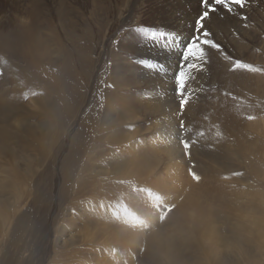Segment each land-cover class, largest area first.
I'll return each mask as SVG.
<instances>
[{
	"label": "rangeland",
	"instance_id": "obj_1",
	"mask_svg": "<svg viewBox=\"0 0 264 264\" xmlns=\"http://www.w3.org/2000/svg\"><path fill=\"white\" fill-rule=\"evenodd\" d=\"M11 1L0 3V264H99L113 241L120 255L104 264L170 260L177 191L164 189L165 154L148 140L138 152L115 145L150 135L155 97L140 78L173 55L169 150L180 146L194 191L206 189L214 225L237 217L231 203L246 194L243 220L264 226V0H199L186 44L161 40L175 0ZM150 40L159 49L138 57ZM134 153L157 167L144 184L120 174Z\"/></svg>",
	"mask_w": 264,
	"mask_h": 264
},
{
	"label": "bare ground",
	"instance_id": "obj_2",
	"mask_svg": "<svg viewBox=\"0 0 264 264\" xmlns=\"http://www.w3.org/2000/svg\"><path fill=\"white\" fill-rule=\"evenodd\" d=\"M3 1L4 0H0V3L4 6L5 2ZM175 1H176V4L174 2L175 6L172 5H170L169 7L167 6V8L163 10V13L165 14L170 13L169 14L170 18H173L174 14L177 15L178 13L177 11H181V13L177 15L178 18L172 19V21L173 20L175 21L174 23H170L171 21L167 22L169 26L165 25L166 23H163V25L165 26L164 28L165 30L163 29L165 33L162 34L161 40H167L166 38H169L172 41H177V43L179 44L184 43L185 41L186 44L188 39V36L186 37V34L190 29L189 23L193 24L192 12L194 11V16H195V14L197 13L196 10L197 7H195V5H198L199 0H182L185 2V4L184 3L180 4L182 2L181 1L179 2L178 5H177V0ZM133 2H135V0ZM214 3L215 2H213V4ZM190 6L191 7L194 6V7L191 8ZM128 10L131 11L132 8L130 7ZM2 13L5 12L3 11ZM169 17L168 20H171ZM177 20L179 21L177 22ZM152 47H158L157 44L156 45L154 44L153 40L143 43L142 45L139 46L138 49H136V52L138 53L137 56L139 57L140 55H143L142 57H147L148 54L152 55L153 52L152 49H154ZM166 58L161 57V60L157 62L151 61L152 67L150 66L151 68L148 69L147 72L145 71L146 73L143 75L142 78H140L150 84L149 85L150 87L148 88V92L153 97H155L154 100L151 101V106H153L152 107L154 108L153 112L155 113L153 117L154 123H153V127L151 128L150 135L145 137L142 134H138V136H136L137 137L136 139L135 138L128 139V141L125 144H124L125 141H121L118 145H115L116 153H120L122 151L123 146L126 147L127 144L129 145L133 143V141H136L137 143L135 146H133V150L134 151L136 150L138 152L137 150L138 147L143 143V141L148 140V142L151 145V148L155 150L156 152L155 154H160V152H163L165 154V162L163 166V172H164L163 175L166 174L165 178H163L164 189L168 194L170 193L174 194V191L175 192L177 191V207H176L177 236H175L177 237L176 239L177 244L175 243L176 240L174 241V239L173 242L167 240L166 246L169 252H166L165 255H167L170 260H165L166 262H164V264H264V226L260 228L254 217L248 220H243L242 217L243 207H247V203H248L246 200V194L243 193L245 195L244 197L240 195L238 196V203L236 202L237 204L234 201H232L233 204L231 203L232 206L230 210H232V207H234L238 209L240 212L237 217L233 215L226 216L227 220L225 222L226 223L230 222V223H228V225L224 224L225 228H220V226L214 225L212 220H209V214H208L209 212L207 213L206 211L207 206L201 204L202 202L201 199L203 198L205 200V196H208L207 193H204V190L206 191V189H203V187L200 186L197 188L198 191H194L196 188L195 186L196 182L194 181V179L191 178L192 176L189 177L190 176L189 175L190 173L188 174L189 170L187 171L186 169L183 170V168H181L183 166H180L181 165L180 163L183 164L185 162L184 160L185 157L181 158L179 155H176L175 150L176 149L178 151L181 150L178 149V147L180 148V146L177 145V148H173L172 151L169 150L172 149L171 147H174L175 145L174 140H175V136L177 135V128L175 126L176 113L174 112V109L171 107L170 108L167 107L169 109L168 110L166 109V111L163 110V106L169 102V99H164V97L168 96V94H170L172 91V86L171 89L170 88L164 89V87L174 82L171 73L172 71L170 70V68L172 67L171 64H174V62L176 61L175 59L177 58L175 55L170 56L169 62L171 64L165 65V62L162 59H166ZM121 96L124 97V95ZM122 101H120V103ZM88 131L89 130H87V128L84 127L82 130L83 133L82 136L86 135ZM130 136H134V135L130 134ZM78 146L79 144L78 142H76L75 147L72 150V154L77 150ZM132 157L133 160L126 161V166H127L126 171L120 172V174L124 176V178L123 177L121 178L125 179L126 177L127 180H132V181L136 179L137 183L141 182L142 184H144L145 182H147L148 178L150 177L151 171L157 169V167H154L156 166V164L153 167H148L149 166L148 161L151 159H147V158L143 159L141 157H138L136 153H134ZM140 166H145L143 173H142V169H140ZM156 178L157 177L155 176L152 181L155 182ZM119 180L120 178H118V180L116 181ZM171 184L172 186H170ZM263 204H264V197H263ZM222 231L231 233L232 235H230L229 237H223ZM254 237H256L258 241L253 239ZM115 242L117 244H114ZM121 244H122L121 241L111 242V244H109L110 248L107 250L108 252L105 251L107 253L105 256H103V258L101 257L99 264H104V261H106V259L110 260L111 263L114 261V259H117L118 256L120 255L118 252L123 247V245ZM222 248L224 249L225 252L226 251L233 252V254L235 255L233 261H227L222 259L220 252L222 251ZM175 252H177V254ZM227 256H229L228 253L226 257ZM87 257H88L87 254L85 255L83 253L81 254V259H85ZM4 264H6L5 261ZM76 264H84V263L81 262Z\"/></svg>",
	"mask_w": 264,
	"mask_h": 264
}]
</instances>
